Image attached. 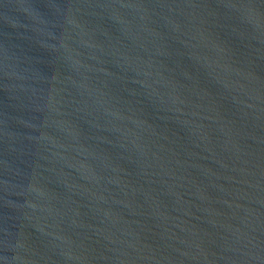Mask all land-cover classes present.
<instances>
[{
  "label": "water",
  "instance_id": "obj_1",
  "mask_svg": "<svg viewBox=\"0 0 264 264\" xmlns=\"http://www.w3.org/2000/svg\"><path fill=\"white\" fill-rule=\"evenodd\" d=\"M0 264H264V0H0Z\"/></svg>",
  "mask_w": 264,
  "mask_h": 264
}]
</instances>
